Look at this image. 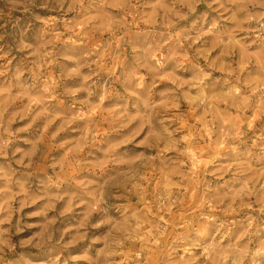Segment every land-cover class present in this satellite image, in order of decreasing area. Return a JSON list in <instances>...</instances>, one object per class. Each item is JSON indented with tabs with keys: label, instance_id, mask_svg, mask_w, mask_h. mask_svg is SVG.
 Listing matches in <instances>:
<instances>
[{
	"label": "clouds",
	"instance_id": "9594fccd",
	"mask_svg": "<svg viewBox=\"0 0 264 264\" xmlns=\"http://www.w3.org/2000/svg\"><path fill=\"white\" fill-rule=\"evenodd\" d=\"M0 264H264V0H0Z\"/></svg>",
	"mask_w": 264,
	"mask_h": 264
},
{
	"label": "rangeland",
	"instance_id": "374dc122",
	"mask_svg": "<svg viewBox=\"0 0 264 264\" xmlns=\"http://www.w3.org/2000/svg\"><path fill=\"white\" fill-rule=\"evenodd\" d=\"M13 127H15V125ZM53 128H55V125H53Z\"/></svg>",
	"mask_w": 264,
	"mask_h": 264
}]
</instances>
